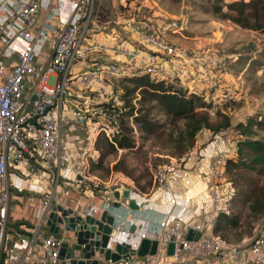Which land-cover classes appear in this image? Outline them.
<instances>
[{
	"label": "built area",
	"instance_id": "1",
	"mask_svg": "<svg viewBox=\"0 0 264 264\" xmlns=\"http://www.w3.org/2000/svg\"><path fill=\"white\" fill-rule=\"evenodd\" d=\"M127 1L140 2L153 13L149 0H120L123 6ZM95 2L0 0V264H30L33 254H37L34 264H61L60 250L66 238L50 234L38 237L46 216L57 205L51 193L45 194L34 209L37 225L31 234H17L10 246L4 241L11 188L18 193L26 189V185L10 181L9 175L28 183L32 174H47L58 182L60 178H68L73 170L68 162L70 147L62 140L63 107L71 103L79 126L90 123L96 133L104 132L111 138L121 131L120 123L116 115L111 120L103 116V110L97 106L102 102L95 103L97 99L93 97L94 86L112 89L111 80L142 73L152 79H163L159 63L163 58L181 60V71L186 70L188 61L187 70L195 75L201 70L212 71L215 66L212 60L188 57L187 49L170 38V34H180L185 29L186 19H157L149 13L137 17L144 26L139 39L151 49L146 55L134 48L127 65L98 59L91 67L75 72L76 63L105 50L104 45L91 42L97 23ZM114 41L121 44L123 40L114 36ZM197 81L190 89L196 94L202 91L196 86ZM114 92L119 95L116 89ZM205 98L210 101L214 96ZM115 99L110 105L120 109L122 102L118 96ZM211 103L210 109H214L216 105ZM130 123L137 134V125L132 120ZM237 132L236 129L222 132L221 142L228 146ZM194 154L195 148H191L178 159L156 167L154 182L168 205L156 230L149 231L143 222L127 220L118 210L120 206L115 208L109 201L97 206L85 204L79 212L95 216L106 211L114 216L117 232L108 248L115 243H128L132 250H137L143 238L157 241L155 254L135 256L133 264H162L166 258L172 264L189 260L188 264H264V222L260 233L245 246L230 244L214 231L217 216L232 212L230 201L235 187L226 168L228 153L220 150L205 163L188 167L187 162L194 160ZM63 162L68 163L61 169ZM196 184L204 187L205 200L187 195ZM130 193L139 208L145 205L146 197ZM119 199L115 200L120 203ZM189 230L200 232V236L187 239ZM131 238L136 239L135 244L127 241ZM170 243L172 255L167 253ZM94 258L98 264H111L103 254L96 253ZM70 259L83 260V253L74 250Z\"/></svg>",
	"mask_w": 264,
	"mask_h": 264
},
{
	"label": "rangeland",
	"instance_id": "2",
	"mask_svg": "<svg viewBox=\"0 0 264 264\" xmlns=\"http://www.w3.org/2000/svg\"><path fill=\"white\" fill-rule=\"evenodd\" d=\"M213 1L215 0H149L153 13L140 2L134 4L127 1L126 6H123L120 0H96L95 2L96 11H103L105 19L110 20L106 25L108 28L105 30L116 25L115 18H130L132 14H135L134 20L137 23H140L139 19L141 18L137 19L139 15L146 16L149 13L157 15L154 14L155 11L161 12L160 18L186 19L185 29L180 34H170V38L187 49L188 57L192 55L202 61L204 59L214 61L215 68L212 71L201 70L199 75L188 71L190 77L200 79L196 86L207 91V94L216 93L214 98L210 99V102H213L216 107L207 110L213 129L204 128L199 131L193 147H191L195 148L193 156L197 160L204 157L203 152H210L212 149L208 148L216 141L221 142L222 132L234 130L237 123L246 121L250 116H264V34L242 28L230 20L219 18L212 11ZM117 31L119 30L117 29ZM177 40L181 41L176 42ZM186 62L188 63V61ZM190 77L188 78L190 79ZM169 79L178 81L182 87L188 86L187 79L178 74H171ZM118 80H111L112 89L109 87L105 93L104 100L107 101L104 103H113L116 101L115 97H119L121 94L122 91L119 87L116 89L119 95L114 92ZM194 86L195 83L192 87ZM156 114L160 120L165 119L158 112ZM130 122L131 118L128 120V124L131 126ZM91 127L93 126L91 125ZM183 128L184 120H179L174 124L167 121L164 130L158 135L142 140L139 132L133 134L137 147L131 151L119 149L116 153L109 155L104 164L105 168L110 169L116 161L123 158L124 166L131 175L127 176L122 172L112 170L109 172L97 170L93 173L100 180L98 185L101 187L109 185L117 191L129 189L130 194L135 193L147 198L151 189L157 188L153 178L156 167L178 159L180 147H187L188 140L185 138L182 141L180 136ZM182 135L184 136L183 133ZM254 136L256 138L264 137V130H258ZM239 139H243V137L237 132V135L231 138L228 147L225 144L224 149L221 150L227 152L229 157L235 156ZM218 152L219 150L215 153ZM231 176L236 182L237 189L245 184L247 179H264V176L259 178L255 171L243 168L233 172ZM231 214L240 216L239 226L227 230L224 233V238L230 244L245 246L260 233L264 216L259 219L248 216L247 204L240 201L235 202L234 206L232 205ZM127 241L135 244V241ZM166 259L164 261H171L170 258Z\"/></svg>",
	"mask_w": 264,
	"mask_h": 264
},
{
	"label": "trees",
	"instance_id": "3",
	"mask_svg": "<svg viewBox=\"0 0 264 264\" xmlns=\"http://www.w3.org/2000/svg\"><path fill=\"white\" fill-rule=\"evenodd\" d=\"M212 11L221 19L230 20L242 28L264 34V0H215L212 3ZM96 15L99 20L106 18L103 12L98 11ZM118 87L122 91L119 95L122 102L121 110L103 102L97 106L103 110V116L110 120L116 115L121 131L111 138L104 132L96 134L93 150L97 151V155L88 156L86 171L89 173L97 170L106 172L112 170L127 176L131 175L124 166L123 158L116 161L110 169L105 168L104 165L107 157L119 149L131 151L137 147L133 128L128 124L130 118L137 125V132L142 140L161 133L167 121L174 124L184 120V128L180 136L182 141L185 138L188 140V145L186 148L180 147L178 158L183 156L187 149L193 147L199 131L204 128L213 129L207 112L212 103L205 98L204 91L196 94L191 92L188 86L179 85L176 80H156L145 73L119 78L118 85L114 89ZM157 112L165 119L160 120L156 116ZM234 128L243 139L238 140L236 155L227 158V171L232 175L233 172L243 168L255 171L259 178L264 176V137L254 136L258 130H264V116H250L246 121L237 123ZM233 183L235 192L230 201L231 206L240 201L247 204L248 216L256 219L264 216V179H247L238 189L234 179ZM94 188L103 187L97 185ZM239 219L238 214L221 213L217 216L214 231L224 238L227 230L239 226ZM33 228L34 226L25 220H8L6 223V233L30 235Z\"/></svg>",
	"mask_w": 264,
	"mask_h": 264
},
{
	"label": "crops",
	"instance_id": "4",
	"mask_svg": "<svg viewBox=\"0 0 264 264\" xmlns=\"http://www.w3.org/2000/svg\"><path fill=\"white\" fill-rule=\"evenodd\" d=\"M155 13L157 14L154 15L157 16L155 18H160L161 12L155 11L154 14ZM134 17L125 19H122V17L118 19L115 18L116 25L110 26L109 30L105 29L108 28L106 25L109 24L110 20L98 19L97 24H95V32L91 37V42L104 45L105 50L101 53H94L92 56L88 57L86 61L78 62L73 67L74 71L79 73L80 71L91 67L93 62L98 59H103L105 61H115L120 64L127 65L131 60L130 52L133 51L134 48L139 49L138 51H140L141 54L146 55V53L151 49L139 39V34L143 30L144 26L142 23L135 22ZM54 28L56 29L58 27ZM117 29L119 31H117ZM114 36H120L123 40L122 43H116V41H114ZM183 37L187 39V37ZM180 41L181 40H177L176 42ZM184 41L186 42V40ZM159 63L161 66L163 79L170 80L169 76H171V74L183 76L185 79H187L189 90L192 88L193 83L198 80L190 77L191 75H188V70L190 69L189 63L185 65L186 70L184 71H181V60H165V58H163L159 61ZM185 75L190 77V79L187 76L185 77ZM114 80L115 79H113V81ZM205 80L207 83V78ZM75 84H77V82H75ZM201 84L203 85L204 83ZM108 90V87L102 88L99 86H94L93 97L97 99L95 103L103 102L105 99L104 95ZM204 94L205 97H210V95L214 96L216 93L210 92L207 94V91H204ZM70 106L71 103H68V106L63 107L61 110V126L63 143L67 144L71 150L68 162L71 163L73 167L72 172L68 178H60L58 179V182H56L53 176L51 177L47 174H32L27 179L29 184L24 179L18 180L15 176L9 175L10 181L18 183L21 186L26 185V189L18 193L16 189L11 188V203L8 211V220H25L31 223L33 226L37 225V219L34 216V209L38 205L40 199L47 193L53 194L57 205H61L63 208H72L78 212L85 204L97 206L102 201H109L112 204L116 202L114 193L117 190H115L114 187L105 185L103 188H94L98 185L100 180L94 175L93 172V174L87 172L86 167L88 165V156L95 157L97 155V151L93 150V141L97 133L94 131L93 127H91L92 124L90 123L84 127L79 126L74 120L73 110ZM224 146L225 145L222 142L219 143V141H216L215 144L208 148L212 149L210 152H203L204 157L200 158L199 160L194 159L188 161L187 166L191 167L193 164L200 165L205 163L217 150L220 151L221 149H224ZM200 154H202V152H200ZM67 163L63 162L60 168L63 169ZM187 195L190 197L193 195H198L200 199H206L204 187L202 188V185L200 186V184H196L194 188L187 191ZM119 201L120 209L118 210L126 217V219L133 220L136 223H145L149 231H154L158 228L160 219L168 209V205L165 203L164 195L157 188L151 189L147 196L145 205L141 206L139 209L131 210L128 208L127 201L124 198H120ZM99 216L100 214L97 212L94 217L99 218ZM45 235H49V230L48 226L43 223L39 230L38 237ZM58 235L65 237L69 244L75 242V239L70 232L61 229ZM16 236L17 234H13L11 232L7 233L4 244L6 246H10L15 240ZM129 241L136 242V239L131 238ZM36 257L37 254L31 255L30 264H34ZM190 261L191 260L188 262ZM164 262L162 264L170 263V261ZM188 262L182 264H188ZM118 264L126 263L120 262Z\"/></svg>",
	"mask_w": 264,
	"mask_h": 264
},
{
	"label": "water",
	"instance_id": "5",
	"mask_svg": "<svg viewBox=\"0 0 264 264\" xmlns=\"http://www.w3.org/2000/svg\"><path fill=\"white\" fill-rule=\"evenodd\" d=\"M34 97L31 98V102ZM31 102L28 108L31 107ZM129 189H124L121 192L115 191V198H124L127 201L128 208L131 210L139 209V205L134 199L129 196ZM120 203L118 201L113 203V207L118 208ZM45 225L48 226L49 234L57 236L59 231L65 230L72 233L75 242L69 244L63 242L60 250L61 264H67L68 260L71 264H98L94 258L96 253L103 254L106 260L111 264H118L125 262L126 264H133V257H145L146 255H153L156 253L157 241L143 238L140 241L137 250H132L128 243H115L112 248L107 245L111 238L116 236V229L114 227V216L108 214L106 211L102 212L99 218L92 215H82L72 208H63L61 205H56L55 209L51 211L44 220ZM134 226L130 228L132 232ZM200 232L189 230L186 238L197 239ZM74 250L83 253V260L70 259ZM168 255L173 254V243L168 246Z\"/></svg>",
	"mask_w": 264,
	"mask_h": 264
}]
</instances>
